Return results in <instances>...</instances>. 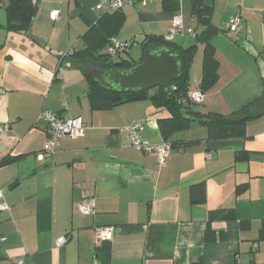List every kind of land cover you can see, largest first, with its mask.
Here are the masks:
<instances>
[{"label":"crops","instance_id":"crops-1","mask_svg":"<svg viewBox=\"0 0 264 264\" xmlns=\"http://www.w3.org/2000/svg\"><path fill=\"white\" fill-rule=\"evenodd\" d=\"M201 2L212 8L220 31L210 41L219 67L191 114L227 115L264 92V0ZM8 3L0 0V127L10 126L0 134V192L8 206L0 211V264H264V114L247 123L246 138L209 140L208 129L194 123L175 136L192 144L172 148L159 164L155 154L130 147L127 128L142 122L143 138L162 144L158 120L169 113L149 100L93 110L85 70L66 56L87 48L107 54L116 39L128 46L111 61L139 62L141 43L148 36L166 39L175 12L165 11L161 0L119 11L102 0H39L25 37L6 29ZM191 9L192 0H179L184 30L199 34ZM173 43L187 48L194 40L179 35ZM135 46L139 61L125 58ZM204 51L199 44L192 91H202ZM45 111L81 117L86 135L65 137L53 157H40ZM202 182L206 201L193 205L190 188ZM90 197L96 214L83 216L77 207ZM232 210L236 220H226ZM218 211L206 241L211 213ZM97 227L112 228V240L98 241ZM61 237L68 242L57 246Z\"/></svg>","mask_w":264,"mask_h":264},{"label":"trees","instance_id":"trees-1","mask_svg":"<svg viewBox=\"0 0 264 264\" xmlns=\"http://www.w3.org/2000/svg\"><path fill=\"white\" fill-rule=\"evenodd\" d=\"M161 1L165 11H179V0ZM38 7L39 0H9L8 5L5 7L8 19L6 29L13 34L30 37V30ZM191 13L197 19L199 26L203 30L201 33L196 34L194 43L189 47H178L175 43L168 42L164 37L160 36H148L141 43L144 55L139 62L145 60L150 49L165 46L174 47L178 51L184 71L181 78L171 83L170 94L166 93L162 88L136 93H118L101 87L99 81L102 78V72L115 67L114 62L111 61L112 56L108 53H99L98 50L90 48L75 52L71 57L78 64L77 66L79 68L85 70L89 81L87 95L90 99L92 109L109 110L125 104L148 100L152 101L157 107L169 113L168 117L159 119L158 123L166 142L170 143L174 149L185 148L192 144L175 140V136L190 130L194 123H198L208 129L209 140L246 138L247 123L260 117L251 112V107L258 102L259 98L240 110L227 115L217 113H208L206 115L191 114V106L193 103L188 99L189 93L192 92L190 89V73L198 45H205L201 90L202 92H206L214 85L218 78L219 63L216 59L215 49L210 41L215 35L220 33L219 29L212 24V8L203 5L201 0H192ZM4 48L5 45L0 44V54ZM139 62L124 60L122 61V66L123 68H131ZM90 65L93 66L94 70L90 69ZM238 159L241 160L244 158L239 157ZM240 193L241 190L239 188L237 194ZM190 197L193 205L204 203L206 201L205 182L191 186ZM219 213V211L217 213H211L206 241H212L214 234L211 232L210 226L215 218L218 217ZM224 218L226 220H236L234 210L230 211L229 215ZM247 225V222L241 223L243 227H247Z\"/></svg>","mask_w":264,"mask_h":264},{"label":"built area","instance_id":"built-area-1","mask_svg":"<svg viewBox=\"0 0 264 264\" xmlns=\"http://www.w3.org/2000/svg\"><path fill=\"white\" fill-rule=\"evenodd\" d=\"M139 0H102V5L109 11H119L123 8L135 4ZM140 1H153V0H140ZM58 16V12L51 14L53 20ZM239 24V19L236 18L232 21V27L235 28ZM179 35H187L191 39H195L196 33L193 29L184 30L183 15L181 11H177L174 14L171 26L169 28L166 40L168 42H174ZM127 43L123 44L116 39H112L109 43L108 54L111 56H117L121 54L127 48ZM73 53H68L66 56H72ZM61 79V78H60ZM189 100L193 104H201L204 102V92L192 91L189 93ZM39 122L45 124L47 139L45 143L44 151L42 152V158L53 157L60 145L61 141L65 137L73 139L82 138L86 135L87 126L81 117L77 118H64L59 113L45 111L41 113ZM10 130L9 125L0 127V134H3ZM145 127L142 122H135L132 126L127 128L130 147L137 151L155 154L159 164H164L172 154V145L168 142L162 144H152L143 138ZM8 209L2 192H0V211ZM77 211L83 216H95L96 214V201L90 197L83 200L77 207ZM96 237L98 241H111L113 238V230L109 227H97ZM4 240V239H2ZM68 242L66 237H61L57 240V246H63ZM21 263V261H20Z\"/></svg>","mask_w":264,"mask_h":264},{"label":"water","instance_id":"water-1","mask_svg":"<svg viewBox=\"0 0 264 264\" xmlns=\"http://www.w3.org/2000/svg\"><path fill=\"white\" fill-rule=\"evenodd\" d=\"M123 63L102 72L101 87L118 93H136L162 88L171 93V83L181 78L184 67L174 47L150 49L142 62L131 68H123ZM257 116L264 114V92L258 102L251 107Z\"/></svg>","mask_w":264,"mask_h":264},{"label":"rangeland","instance_id":"rangeland-1","mask_svg":"<svg viewBox=\"0 0 264 264\" xmlns=\"http://www.w3.org/2000/svg\"><path fill=\"white\" fill-rule=\"evenodd\" d=\"M103 51L105 52V50H103ZM101 53H103V52H101ZM103 54H105V53H103ZM141 55H142L141 48L139 46H135V47H133V49L129 50V55H128V57H126L127 56L126 55L125 58L135 59V60L139 61L138 59L141 57ZM118 59H119L118 57L115 58L116 61H118ZM194 107H197V105L194 104Z\"/></svg>","mask_w":264,"mask_h":264}]
</instances>
